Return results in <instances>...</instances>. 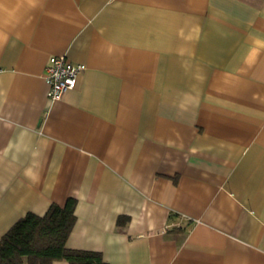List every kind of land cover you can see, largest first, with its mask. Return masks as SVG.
Masks as SVG:
<instances>
[{
  "label": "crops",
  "instance_id": "crops-1",
  "mask_svg": "<svg viewBox=\"0 0 264 264\" xmlns=\"http://www.w3.org/2000/svg\"><path fill=\"white\" fill-rule=\"evenodd\" d=\"M68 199L106 264H264V0H0V239Z\"/></svg>",
  "mask_w": 264,
  "mask_h": 264
},
{
  "label": "trees",
  "instance_id": "trees-1",
  "mask_svg": "<svg viewBox=\"0 0 264 264\" xmlns=\"http://www.w3.org/2000/svg\"><path fill=\"white\" fill-rule=\"evenodd\" d=\"M75 204L68 199L62 207L50 205L43 216L28 213L19 219L0 239V264H106L98 252L66 248L76 221Z\"/></svg>",
  "mask_w": 264,
  "mask_h": 264
},
{
  "label": "built area",
  "instance_id": "built-area-1",
  "mask_svg": "<svg viewBox=\"0 0 264 264\" xmlns=\"http://www.w3.org/2000/svg\"><path fill=\"white\" fill-rule=\"evenodd\" d=\"M83 70V65H74L63 56L49 58L45 73L47 98L51 101L62 99L68 91L75 88L77 78Z\"/></svg>",
  "mask_w": 264,
  "mask_h": 264
}]
</instances>
